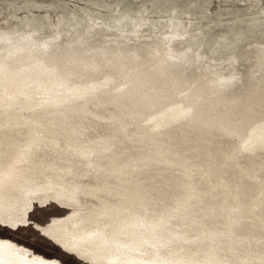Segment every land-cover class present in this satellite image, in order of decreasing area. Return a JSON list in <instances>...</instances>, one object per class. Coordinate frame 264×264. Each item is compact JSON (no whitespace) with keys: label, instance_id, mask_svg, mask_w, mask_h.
<instances>
[{"label":"bare ground","instance_id":"bare-ground-1","mask_svg":"<svg viewBox=\"0 0 264 264\" xmlns=\"http://www.w3.org/2000/svg\"><path fill=\"white\" fill-rule=\"evenodd\" d=\"M128 18L120 14L113 19L114 26L108 29H120L122 32ZM261 29L263 31L264 28ZM25 34L20 32L0 44L3 60L0 64L12 62L17 80L21 79L19 75L26 74L25 70L18 67H26L28 55L20 47L12 45L32 47ZM97 34L100 35L97 40L79 36L81 46L67 48L76 51L79 56L77 59L82 63L79 66L85 68L66 66L64 71L68 75L82 71L94 73L98 77L101 72L110 69L113 60L120 55L118 50L106 47L105 42H121V46L135 61H130L125 69H116L118 75L115 78L122 85L115 94L111 91L110 95L101 92L90 93V96L77 95L80 97L70 95L63 101L57 100L54 106L42 102L26 106L20 104V115L15 108H7L0 102V181L10 179L3 189L0 187V216L9 215L14 221L15 210L18 209L16 206H21L24 212L30 201L23 202L25 199L20 193L21 187L35 185L32 195L37 194L40 198L51 196L69 205L82 204L98 213L92 222L94 225H90L94 231L88 235L66 225L71 232V242L84 250L96 264H107L98 247L110 244L106 234L110 233L112 227L115 228L112 243L118 248L117 257L122 259L121 264H185L189 261L194 264H213L212 259H208L212 261L209 263L202 255V249L211 242L200 240L208 232L226 230L225 219L231 208L229 204H221L222 199L228 201L226 194L239 188L248 206L249 201H256L264 192V147L255 145L249 151L240 153L236 140L226 138L215 129H199L193 111L197 102L202 106L214 100L212 108L218 118L219 113H232L231 110L236 109L238 104L245 106L247 96L253 100L257 89L248 83L247 77L250 69L255 67L256 57L237 84L234 76L221 78L225 74L211 71V65L203 63L198 56L185 49L173 50L171 54L165 51V62L159 66V70L146 74L141 70L157 67L155 62L149 64L157 51L156 46H143L142 49L141 40L133 43L123 34L118 38ZM130 34L138 38L131 30ZM233 34L234 37L228 36L232 47L235 46V40L244 35ZM38 38L45 39L40 35ZM46 38L43 45L49 47L51 61L55 58H72L71 51L64 49V53L59 56L61 49L52 46L61 43L60 34ZM33 40L37 39L33 37ZM213 40L215 42L217 39ZM225 46L227 48L229 44ZM206 48L209 50L207 45ZM176 53L179 57H186V62L175 58ZM259 53L257 56H261L260 60L263 53ZM7 57L12 60L5 59ZM203 64L209 67L206 74L210 72L212 76L208 80L205 77L198 80L205 70ZM194 67L202 69L193 70ZM39 68L40 64L34 67ZM79 79H84V76ZM258 82L261 87L264 76ZM175 85L180 88V93ZM214 92L207 101H203ZM183 97H187L188 101H180ZM2 98L0 92V101ZM98 144H104L103 152L93 153L100 148ZM184 168L190 170L189 174L184 172ZM70 176L78 179V182H69V195H65L61 190L62 184ZM79 178L89 179L86 181L89 194L80 186ZM38 180L45 183L37 185ZM188 182L195 187L198 195L196 202L191 204L187 202ZM215 195L217 202L212 206ZM205 206L212 207L205 209ZM263 208L259 209L261 218H264ZM208 210L216 214L205 223L196 226L190 220L188 223L182 220L187 214L204 219ZM170 211H175L170 214V221L162 219L157 224L149 222L151 227H156L160 232L158 236L144 230L140 232L141 236L130 238L131 232L125 230L126 222L139 226L137 223L140 221L144 223ZM85 219L93 218L87 216ZM245 222L240 223L237 233L243 232L250 238L255 234L248 232L249 225ZM262 222V219L259 220V227ZM186 229L189 232H184ZM121 233L124 236L118 240ZM159 236L162 241L158 239ZM262 237L264 239V235ZM152 239L161 244L154 246ZM253 248L248 243L232 246L219 244V249L224 250L219 257L220 262L245 264L243 259L247 255L254 256Z\"/></svg>","mask_w":264,"mask_h":264},{"label":"rangeland","instance_id":"rangeland-1","mask_svg":"<svg viewBox=\"0 0 264 264\" xmlns=\"http://www.w3.org/2000/svg\"><path fill=\"white\" fill-rule=\"evenodd\" d=\"M120 14L129 17L127 24L122 27V32L120 29L109 30L108 27L114 26L113 19ZM260 24L262 26H259ZM263 25L264 0H0V44L7 39L16 37L15 34L23 32L28 36V42L32 46L28 48L25 45H12L15 48L20 47L28 55L26 56L28 60L25 61L26 67H18L26 72V74L19 75L21 79L17 80V73H15L12 62L0 64V92L3 95L0 102L4 103L7 108H15L20 115L18 109L20 104L26 106L42 102L47 106H54L57 100L63 101L70 95L90 96V93L97 94L98 92L110 95L111 91L115 94L116 89L122 85L118 78H115V75H118L116 69H125L134 58L125 51L121 42L109 44L105 42L106 47L116 49L120 53L113 60L110 69L106 68L105 73L101 72L98 77H95L94 73L86 74L82 71L76 75H68L64 71L66 66L85 68L79 66L81 62L77 59L79 56L76 51L74 49L67 50L73 45L81 46L79 36L97 40L100 36L97 33H104V35H108L106 36L108 38H118L123 34L130 42L136 43L141 40L142 49L143 46L145 48L156 46L157 51L149 64L155 62L154 65L157 67L156 69L154 66L146 67L141 70L146 74L159 70V66L165 62L163 61L165 51L171 54L173 50L185 49L198 56L203 63L211 65L213 67L211 71H220L225 74L221 75V78L234 76V82L237 84L238 79L249 70L256 57L255 67L250 69L247 77L248 83L253 84L257 89L253 100L247 96L248 101L245 106L241 101L242 107L238 104L236 109L231 110L232 113H219L218 118L212 108L214 100L210 104H202V106L197 102L196 109L193 111L199 129L218 130L226 138L236 140L238 151L244 153L255 145L264 147V99H261L264 96L262 93L264 83L259 87L258 82L259 78L264 76V29L263 31L261 29L264 28ZM130 30L138 38L131 36ZM233 33L244 34L240 35L239 40H235L234 47L230 44V37L235 36ZM38 34L45 39L40 40ZM58 34H60L61 43L52 46L61 49L59 56L64 53V49L71 51L72 58L62 60L55 58L51 61L49 47H44L43 44L47 41L46 37ZM112 34L113 36H111ZM228 36L230 37L228 38ZM249 36L257 39L249 38ZM33 37L37 40H33ZM213 39L217 40L213 42ZM211 41L213 47H211ZM227 43L229 47L226 48ZM258 51L263 53L260 60L261 56H257ZM176 55L175 58L186 62V57H179L178 53ZM5 59L12 60L10 57ZM0 62H3L1 56ZM38 64H40V68L34 69ZM197 65L202 64L197 63ZM203 67L205 70L198 76V80H202L204 77L206 80L212 78L209 75L210 72L209 74L205 72L209 70V67L204 64ZM201 69L202 67H194L193 70ZM80 76H84V79H79ZM113 86L115 88L112 89ZM175 86L180 93V88ZM215 93L208 95V98L203 101H207ZM183 98L180 101H188L187 97ZM75 140L73 139V141ZM98 146L100 148L95 149L93 153L103 152L104 144H98ZM186 168H184V172L189 174L190 170ZM77 180L71 176L64 180L65 183L62 184L61 190L65 192V195H69V182L77 183ZM79 180L80 186L85 189L86 194H89V187L86 185V181L89 179L79 178ZM9 181L10 179L8 181L1 180V189ZM38 181L37 185L45 183L42 180ZM34 186L26 184L21 187L20 193L25 199L23 202L25 203L28 199L30 201L24 212L21 211V206H16L18 209L15 210L14 221L9 215L0 216V264H96L84 250L79 249L71 242V232L66 228V225H71L76 231L88 235L87 233L94 231L90 225H94L92 222L98 213L96 211L94 213L82 204L69 205L65 204L62 199L51 196L40 198L37 194L33 193L32 195L31 191ZM225 197L228 201L222 199V206L229 204L231 207V214L227 212L225 219L227 228L224 232H208L202 237L200 241L211 242L202 249L205 261L211 263L212 261L208 260L210 258L213 260V264H222L219 257L224 250L219 249V244L225 243L227 246H232L233 244L248 243L254 246V256L247 255L243 259L245 264H264V239L262 237L264 235V218L259 215V209L264 207V192L256 201H249L248 206L243 200L239 188L226 194ZM196 199H198L196 189L191 182H188L187 202L195 203ZM216 202L215 195L211 205H216ZM211 207L205 206V209ZM97 211L99 210L97 209ZM172 213L175 211H170L158 218H150L144 223L139 220L140 222L137 223L139 226H133V223L126 222L124 227L125 230L131 232L130 238L141 236L140 232L144 230L158 236L160 232L156 227H151L149 222L157 224L158 220L162 219L170 221ZM215 214L213 210H208L204 219L190 217L187 214L182 220L187 223L190 220L193 225L197 226L199 223H205ZM87 216L93 219L86 220ZM261 219L263 222L259 227L258 222ZM241 222L249 225L248 232L255 235L249 238L243 232L238 234L237 230ZM95 231L101 230L96 229ZM184 232L189 231L186 229ZM106 236L110 244L99 246V252L105 257L107 264H121L122 259L117 257L118 248L112 243L115 228L112 227ZM123 236L124 234L121 233L117 239L120 240ZM158 239L162 241L161 236ZM152 240L154 246L161 244ZM143 246L145 245L143 244ZM165 254L167 253L165 252ZM185 264L194 263L189 261Z\"/></svg>","mask_w":264,"mask_h":264}]
</instances>
